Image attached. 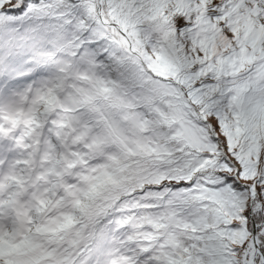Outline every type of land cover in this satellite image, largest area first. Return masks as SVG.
I'll use <instances>...</instances> for the list:
<instances>
[{
    "label": "snow or ice",
    "instance_id": "obj_1",
    "mask_svg": "<svg viewBox=\"0 0 264 264\" xmlns=\"http://www.w3.org/2000/svg\"><path fill=\"white\" fill-rule=\"evenodd\" d=\"M0 264H264V0H0Z\"/></svg>",
    "mask_w": 264,
    "mask_h": 264
}]
</instances>
